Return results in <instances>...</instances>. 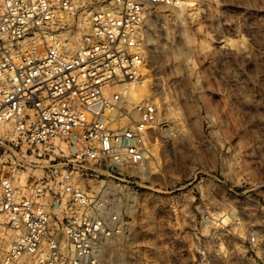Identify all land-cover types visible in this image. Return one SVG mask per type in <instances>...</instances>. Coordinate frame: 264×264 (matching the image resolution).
Returning <instances> with one entry per match:
<instances>
[{"label":"rangeland","instance_id":"rangeland-1","mask_svg":"<svg viewBox=\"0 0 264 264\" xmlns=\"http://www.w3.org/2000/svg\"><path fill=\"white\" fill-rule=\"evenodd\" d=\"M88 22L79 17L78 37ZM145 44L148 79L133 116L143 99L158 104L147 158L81 181L107 184L124 223L103 260L264 264V0L160 7ZM51 155H26L23 177L68 167Z\"/></svg>","mask_w":264,"mask_h":264},{"label":"built area","instance_id":"built-area-1","mask_svg":"<svg viewBox=\"0 0 264 264\" xmlns=\"http://www.w3.org/2000/svg\"><path fill=\"white\" fill-rule=\"evenodd\" d=\"M198 3L0 0V264H112L100 247L123 230L116 196L81 181L144 163L158 104L143 99L134 118L122 88L148 79L153 12ZM51 152L68 167L22 182L25 156Z\"/></svg>","mask_w":264,"mask_h":264},{"label":"bare ground","instance_id":"bare-ground-1","mask_svg":"<svg viewBox=\"0 0 264 264\" xmlns=\"http://www.w3.org/2000/svg\"><path fill=\"white\" fill-rule=\"evenodd\" d=\"M70 40H71V45L72 46H75L76 44H77V40H78V37L76 36V35H71V38H70ZM144 84V83H143ZM144 88H143V86H142V83H129V84H126L123 88H122V90H123V92L127 95V99H128V104H129V106H131V108L133 107V106H136V105H134V103H135V98H136V96H137V94H138V92L139 91H142ZM134 99V100H133ZM138 110V109H137ZM133 113H135V110H134V112ZM26 176L27 175H24V177H23V181L25 180V178H26ZM115 187V186H114ZM118 235V234H117ZM116 235H114V236H112V237H115ZM112 237H110V238H107V239H105L104 240V242L102 243V245H101V247H100V253H101V256L102 255H106V254H108V253H113V254H115V252H116V250H117V248H116V246L114 245V244H111V238ZM114 243V242H113ZM117 245V244H116ZM112 252H111V251Z\"/></svg>","mask_w":264,"mask_h":264}]
</instances>
